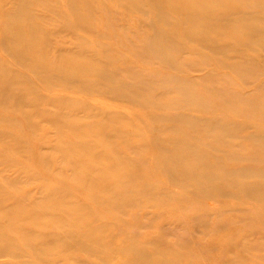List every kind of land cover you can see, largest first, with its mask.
<instances>
[{
    "label": "rangeland",
    "instance_id": "374dc122",
    "mask_svg": "<svg viewBox=\"0 0 264 264\" xmlns=\"http://www.w3.org/2000/svg\"><path fill=\"white\" fill-rule=\"evenodd\" d=\"M16 1L0 0V15L11 9ZM90 1H92L90 8L80 10L81 15L86 18L81 19L80 25L76 26L67 25L74 20V14L66 0L29 1L27 7L43 31L41 50L51 60L53 57L59 59L67 55L82 61L89 57V62L107 65L112 73L132 80L138 70L142 69L138 65L141 59H144L138 49L144 43L139 39V31L142 28L137 15L140 12L130 13L128 4H122L117 0ZM163 24L170 28L163 21L159 26ZM1 35L0 30V63L10 64L17 71L25 70L35 87L34 92L27 93L28 101L21 105L15 100V95L12 98L7 97V102L0 98V235H9L7 231L10 232L11 227L8 216L18 215L16 212L29 207L38 211V217L18 215L17 220L12 223V228H24L23 230H29V234L32 232L39 236L37 239L31 237L34 239L32 243L37 241L34 247L24 245L23 249L17 246L8 248L4 253L0 249V264L128 262L123 257L107 258L92 254L81 246H68L71 238L68 232L73 227L72 223L67 222L69 220L77 224L87 220L89 226L99 228L112 224L110 226H113V231H110L118 241L134 237L147 250L152 260L163 258L168 251L169 256L172 252L176 257V264H226L225 258L230 256H241L240 264H264V233L257 232L253 222L254 212L261 213L264 210L259 200L251 197L242 198L235 192L199 194L197 190L195 192L177 180L167 179L154 165L153 161L159 154L154 143L164 142L165 145H169V139L177 136L174 134V126L182 124L171 117L162 119V115L169 113L171 115V112L176 111L184 112L187 109L180 107V103L176 101V104L167 101L165 105L146 107L98 93H83L71 86H63L61 82L55 83L54 79L44 81V74L36 76L28 72L25 66L9 56ZM201 48L209 52V48ZM247 52L256 55V60L249 62L251 71L255 73L253 78L248 80L255 79L259 83L264 79V51L247 48ZM184 55L188 56L190 53L185 52ZM203 57L204 54L199 53V57L194 58L193 66L203 68V65H206L200 64ZM236 60L235 65L239 67L243 61L239 57ZM161 65L157 61L151 67L158 68ZM208 68L193 69L191 75L202 76ZM171 71V67L164 68L165 73ZM86 76L94 78L92 74ZM202 77H199L200 91L207 87ZM219 80L217 84H226L225 78ZM235 82L246 85L243 78L236 79ZM97 84L98 89L102 88V84ZM137 84L141 85L138 88L145 93L152 91L153 88L157 93L160 89L154 81H139ZM171 84L175 83L168 82L165 85L169 87ZM249 85L254 86L253 82ZM17 90L19 92L15 91L16 95L23 94L24 85H20ZM250 94L260 98L263 106L264 92L253 89ZM60 96L67 97L70 103L59 107L57 99ZM159 96L160 94L157 98L162 99ZM36 99L39 102L37 107H34L30 101ZM76 103L81 106L73 109L72 105ZM104 107L109 108L104 117L116 113L118 120H112L102 129L96 127L89 130L81 126L100 122L103 118L101 109ZM43 110L57 112L59 121L44 116ZM150 111L160 117L153 121L146 114ZM188 112L205 117L223 114V110L217 107L206 112L192 108ZM137 113H143L144 116L139 117ZM245 119L247 117L243 115L234 118L237 123ZM71 123L83 129L77 131L70 125ZM123 123L130 124L132 134L123 131V135H119L120 131H114ZM150 127L154 129L149 130ZM159 127L163 130H159ZM188 132L195 134L193 129H188ZM262 132L264 133V122H259V127L253 124L244 125L239 132L234 131L233 136H228L229 139L243 143L231 144L230 150L246 154L252 143L256 142L254 137L250 138L251 135L258 136ZM109 133L114 136H110ZM126 137L135 140L137 144L132 150L130 146L124 145ZM142 137L145 139L144 145L138 142ZM206 139L207 143H218L216 137L211 134ZM62 141L63 151L58 146V142ZM113 144L116 147L119 145L117 151L123 156L131 155L136 158L140 154L146 156L142 161H128L127 169L137 168L143 164L147 173L144 171L135 179L123 182L127 186L124 188L127 189L121 197L117 196L116 189L123 187L122 179L103 177L96 169L88 168V166L101 168L104 162L106 165L114 163L110 161L111 156L101 157L87 152L89 147L94 151L99 148L96 150L103 152L111 149ZM138 146L144 147L136 150L135 147ZM184 160L185 158L182 162H185ZM119 163L125 164L121 161ZM248 163L255 164L256 161H232L237 167H245ZM79 164L86 166L84 169H81V166L77 168ZM142 176H148L147 180ZM260 181L264 183V178H260ZM131 187L138 193H131ZM63 188L65 192L60 196L62 203L56 204L54 208L48 207V201H54L49 200L50 197L56 199L55 192L60 193L58 191ZM15 235L17 239L13 240L14 242L23 239L17 230ZM51 235L59 239L52 238ZM100 235L104 236V233L100 232ZM2 244L3 242H0V248L4 247ZM44 244H49L51 252H48ZM221 254L227 256L221 259ZM147 259L144 257V260Z\"/></svg>",
    "mask_w": 264,
    "mask_h": 264
},
{
    "label": "bare ground",
    "instance_id": "6f19581e",
    "mask_svg": "<svg viewBox=\"0 0 264 264\" xmlns=\"http://www.w3.org/2000/svg\"><path fill=\"white\" fill-rule=\"evenodd\" d=\"M29 1L31 0H17L11 9L0 15L1 38L7 53L13 60L21 63L28 72L36 76L44 74V81L54 79L55 83L61 82L63 86H71L83 93H98L146 107H158L165 105L167 101L173 104L180 103L178 105L187 111L171 112V115L169 113L161 117L162 119L171 117L182 124L174 126V134L177 136L169 139V145H165L164 142L154 143L159 151L157 158L153 161L157 166V171L167 179L177 180L183 186L186 185L193 191H198L199 194L235 192L242 198L251 197L259 200L264 207V183L260 181V178H264V133H259L258 136L251 135L250 138L254 137L256 142L252 143L246 154L231 151V144L242 145L243 143L228 138L229 135L233 136L234 131L239 132L244 125L253 124L259 127V122H264V103L262 106V100L250 94L253 89L264 92V79L259 83L255 79L248 80L253 78L255 73L251 71L252 67L249 62L255 61L256 55L247 52V48L264 51V0H117L122 4H128L130 13L140 12L137 15L142 28L139 31V39L144 43L138 49L144 59H141L138 65L142 69L138 70L132 80L112 73L107 65L89 62V57L82 61L67 55L59 59L53 57L51 60L41 50L43 31L27 7ZM66 2L74 14V20L68 22L67 25H80V20L86 18L81 15L80 10L90 8L92 1L66 0ZM161 21L168 24L171 31H168L165 24L159 26ZM201 47L209 48V52H205ZM185 52L190 55H184ZM199 53L204 54L200 64H206L203 65L204 69L209 67L208 71L202 75L203 77L199 76L207 83L203 91L199 90V77L191 75V70L203 69L193 66L194 58H198ZM238 57L243 61L239 67L235 65ZM157 61L162 65L158 68L151 67ZM144 66L147 68H143ZM166 67H171L172 71L165 73L164 68ZM88 74H92L94 78H87ZM223 78L226 79V84H217V81ZM240 78L245 79L248 85L235 82ZM145 80L154 81L160 87L157 93L155 88L147 93L138 88L141 85L137 83ZM31 82L33 81L25 70L17 71L10 64L0 63V98L4 102H7V97L12 98L15 95V100L21 105L27 100V93L34 92L35 86ZM168 82L175 84L166 87L165 84ZM251 82L254 86L249 87ZM97 83L102 84V88L98 89L99 84ZM20 85H24V92L16 95L15 91L19 92L17 88ZM159 94L162 99L157 98ZM58 98L59 107L70 103L67 97ZM38 102V99L30 101L34 107H37ZM79 106L81 105L76 103L72 105V108ZM216 107L223 110L222 115L205 117L188 112L192 108L206 112ZM101 110H103V118L100 122L81 126L89 130L96 127L102 129L107 127L112 120H118L116 113H110L104 117L109 110L108 107ZM42 114L53 118L54 121H59L57 112L43 110ZM137 114L139 117L144 116L143 113ZM146 114L153 121L160 117L151 111ZM237 115H243L247 119L237 123L234 120ZM73 123L70 125L75 130L83 129ZM153 129L154 127L149 128V130ZM158 129L163 130L160 127ZM188 129L195 130V134H189ZM114 131H120L119 135H123V131L129 135L132 134L129 123L119 125V128ZM209 134L216 137L218 143H207L206 138ZM107 138L110 137L107 136ZM144 141L142 137L138 142L144 145ZM63 142L57 144L62 151L64 150ZM124 143L130 146L131 150L132 147L137 146L135 140L130 137L124 138ZM118 146L113 144L111 149L103 152L96 150L99 148L94 151L92 147H89L87 152L101 157L111 156L110 161H114L109 165L102 163L101 168L90 167L86 163L89 170L96 169V172L103 177L122 179V183L135 179L144 171L147 173L143 164L137 168H126L128 161H142L145 155L140 154L138 158L131 157V155L123 156L117 151ZM142 147L144 146H138L135 149L141 150ZM183 158L185 162H182ZM242 160L256 161V163H248L245 167L232 164V161ZM120 161L125 164L121 165ZM86 164H79L77 168L81 166V169H84ZM147 177H143L144 180H147ZM221 179L223 181H220ZM124 187H127L125 183L123 187L116 189L118 197L126 193L127 188ZM232 187H237V189H232ZM58 192L60 193L55 192L56 199L50 197L49 200L54 201H48V207L54 208L56 204L62 203L60 196L64 194L65 189ZM134 192L138 193L134 187H131V193ZM16 214L25 215L23 217H38L39 215L37 210L29 207H24ZM18 215L8 216L11 227L10 232L7 231L9 235H0V242H3L4 246L0 249L3 253L8 248L20 246L25 249L24 245L29 247L37 245V241L32 243L34 240L32 238L37 239L39 235L32 232L29 234V230H23L24 228L21 227V229L12 228V223L17 220ZM253 216V222L257 227L255 230L264 233V210L261 213L254 212ZM33 219L38 220V218ZM67 222L73 224L68 232L71 236L68 246H81L92 254L103 255L107 258L123 257L128 260L121 264H176V257L172 252L170 256L167 251L163 258L152 260L147 250L134 237L130 236L118 241L110 231H113V226H110L112 224L99 228L89 226L87 220L79 224L72 220ZM16 230L21 233L23 239L14 242L13 240L17 239ZM100 232L104 233V236H101ZM51 237L59 239L54 235ZM44 245L48 252H51L49 244ZM226 256L220 255L221 259ZM144 257L148 259L144 260ZM241 261V256L225 258L226 264H240Z\"/></svg>",
    "mask_w": 264,
    "mask_h": 264
}]
</instances>
